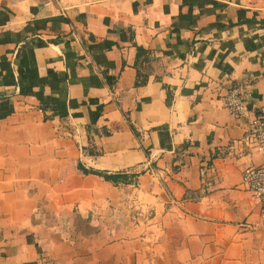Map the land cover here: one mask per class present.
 <instances>
[{"label":"crops","instance_id":"1","mask_svg":"<svg viewBox=\"0 0 264 264\" xmlns=\"http://www.w3.org/2000/svg\"><path fill=\"white\" fill-rule=\"evenodd\" d=\"M260 110L264 0H0V264H264Z\"/></svg>","mask_w":264,"mask_h":264},{"label":"built area","instance_id":"2","mask_svg":"<svg viewBox=\"0 0 264 264\" xmlns=\"http://www.w3.org/2000/svg\"><path fill=\"white\" fill-rule=\"evenodd\" d=\"M223 99L224 105L235 116H242L247 111L248 107L242 87L229 84ZM245 137L258 151H264V110H260L252 116ZM242 181L259 202V225L264 227V162L246 166Z\"/></svg>","mask_w":264,"mask_h":264},{"label":"trees","instance_id":"3","mask_svg":"<svg viewBox=\"0 0 264 264\" xmlns=\"http://www.w3.org/2000/svg\"><path fill=\"white\" fill-rule=\"evenodd\" d=\"M131 40L133 41L134 45L137 48L136 52V60H135V66L137 67V80H136V85L144 84L148 81L149 79V74H143L141 70V64L144 59H147L149 55V50L142 46L141 44H138L134 40V36L131 34ZM85 171L87 172H92L99 174L103 176L107 180H111L114 183H128V182H134L136 181L137 178V172L136 171H128V170H117V171H106V170H101V169H96V168H84Z\"/></svg>","mask_w":264,"mask_h":264}]
</instances>
